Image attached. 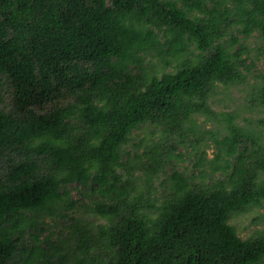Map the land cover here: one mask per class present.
Listing matches in <instances>:
<instances>
[{
	"label": "trees",
	"instance_id": "1",
	"mask_svg": "<svg viewBox=\"0 0 264 264\" xmlns=\"http://www.w3.org/2000/svg\"><path fill=\"white\" fill-rule=\"evenodd\" d=\"M254 36L264 0H0V264H264V79L210 103Z\"/></svg>",
	"mask_w": 264,
	"mask_h": 264
},
{
	"label": "rangeland",
	"instance_id": "2",
	"mask_svg": "<svg viewBox=\"0 0 264 264\" xmlns=\"http://www.w3.org/2000/svg\"><path fill=\"white\" fill-rule=\"evenodd\" d=\"M251 42V47L252 52H251V59H255V67L253 70H251L249 74V85H245L242 88L236 89L232 88L229 90H218V93L216 96H214L211 100L210 103L212 105V108L216 111L219 112H230L233 113L237 111L241 117L244 116H249L251 114L254 115L257 113V110L253 108V104L250 102V93H251V88L250 85L251 83L255 81H259L264 79V53L263 49L264 48H259L261 46V43L258 42V39L256 36H254L252 39H250ZM256 47V48H255ZM241 106L247 107L249 110H243L240 109ZM200 122H202V125L205 127H210V128H217L218 125L216 124H211V123H203V119H199ZM211 149L208 150V153H211ZM71 190V197L72 199H79V192L75 188H70ZM258 213H264V208L259 209ZM76 216L80 217L83 216L80 212L75 214ZM88 216V215H86ZM254 217L253 213H247V214H242L238 217H235L233 219V222L237 225V227L240 229V232L243 236H247V234L256 228H260L263 224L264 221L261 222L260 224H252L251 219ZM85 220L89 222H93L92 218L88 216ZM97 222V220H95ZM70 223L67 219L63 220H58V222H55L53 220H48L47 224L44 225L45 231L43 233V237L47 235V233L52 232L53 236L52 238H56L57 235L61 232L62 235H66L68 231L70 230L69 228H66L69 226ZM264 262V260H263Z\"/></svg>",
	"mask_w": 264,
	"mask_h": 264
}]
</instances>
